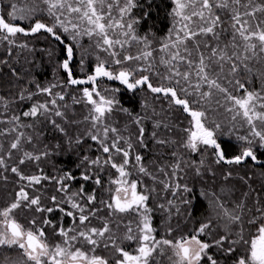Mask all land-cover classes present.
<instances>
[{
    "label": "snow or ice",
    "instance_id": "6c2138e0",
    "mask_svg": "<svg viewBox=\"0 0 264 264\" xmlns=\"http://www.w3.org/2000/svg\"><path fill=\"white\" fill-rule=\"evenodd\" d=\"M6 8L0 264H264V0Z\"/></svg>",
    "mask_w": 264,
    "mask_h": 264
},
{
    "label": "trees",
    "instance_id": "16d2710c",
    "mask_svg": "<svg viewBox=\"0 0 264 264\" xmlns=\"http://www.w3.org/2000/svg\"><path fill=\"white\" fill-rule=\"evenodd\" d=\"M8 0H4L3 4H0V7L4 8L5 11L7 10ZM141 3L144 4L143 9H137L136 11L139 13L141 11L148 12V18L144 22L143 27L147 28L148 26H154L155 30L160 34L164 35L169 27L170 19L167 15L170 0H152L151 5L149 6V0H141ZM40 45H37L39 47ZM41 56L37 55V61L40 62ZM44 67L40 71V78L42 81H47L53 77L54 74V67L50 65L47 61V58H43ZM123 103L128 106H135L136 102L131 100L128 94H124L123 96ZM2 206V205H0ZM198 215V213H197ZM22 219V218H21Z\"/></svg>",
    "mask_w": 264,
    "mask_h": 264
}]
</instances>
